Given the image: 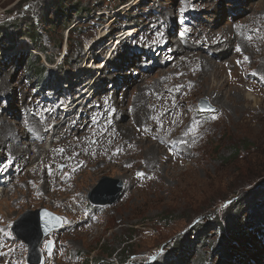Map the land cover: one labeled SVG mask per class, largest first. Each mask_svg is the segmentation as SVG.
<instances>
[{"label":"rangeland","instance_id":"1","mask_svg":"<svg viewBox=\"0 0 264 264\" xmlns=\"http://www.w3.org/2000/svg\"><path fill=\"white\" fill-rule=\"evenodd\" d=\"M54 1L0 0V27L15 23L16 34L34 20L49 58L40 53L48 71L33 82L29 39L0 45V161L11 158L0 164V264H27L11 228L41 208L63 220L41 244L43 264H264V220L251 215L264 216V0H70L91 12L66 19L53 16ZM126 29L111 64L94 71L103 60L92 55ZM227 62L238 75L229 83ZM85 68L95 96L36 159L84 88L63 86L88 84ZM201 99L216 110L202 111ZM103 177L124 185L111 206L88 198ZM244 201L253 206L227 235L226 213ZM201 225L216 234L206 245Z\"/></svg>","mask_w":264,"mask_h":264},{"label":"trees","instance_id":"2","mask_svg":"<svg viewBox=\"0 0 264 264\" xmlns=\"http://www.w3.org/2000/svg\"><path fill=\"white\" fill-rule=\"evenodd\" d=\"M62 1V2H61ZM69 2V4L71 5L70 7H65L66 3ZM52 6V10L55 11V15H53L54 17H58L59 15L63 16L65 19L67 18V14L70 12H73L74 15H79V16H84V15H90L91 10L90 9H84L81 6V3L77 2L76 4L72 3V1L70 0H56L54 1ZM53 19L51 17H49L47 14H41L40 18L38 19V22H40L41 25L45 26L46 24L52 25L53 24ZM65 21V20H64ZM28 22V23H27ZM26 23H24V25L19 28L18 33L15 34V32H13L11 29L14 27H17V25L14 23L12 26H6V27H0V45L4 46V44L6 43H14L16 40H18V38H22V37H26L30 40V42L33 44V46L40 50L46 57V60L48 61V55L47 52L42 50V46H41V36L38 30V26L37 24H35V21L30 19L28 20ZM21 26V25H20ZM70 33L71 31H69V36H68V40L70 41L71 37H70ZM70 45H71V41H70ZM31 56V54H30ZM42 59L40 56H35L34 57V61H33V65H35V67L33 65L29 66L26 74L28 76H30V80H33V82H40L43 78L45 73L48 71L47 67L41 63ZM43 85H39V87H41ZM258 194V192H255L254 196H256ZM264 198V197H263ZM261 197L262 200H260V204L258 206L257 209H260L261 206H264V199ZM261 202H263V204H261ZM261 205V206H260ZM249 207L250 209L252 208L251 206H253V204L250 203V201L248 202H243L242 204H240L237 208H234L233 210L229 211L226 213V223L223 222L226 226L224 227V232L228 235V233H236L237 232V228L240 224V222L243 220L244 218V214H243V209H245L246 207ZM251 215H252V220L255 221L256 223L259 222V220H264V216H261V214L257 213V212H252L251 211ZM240 221V222H239ZM262 222V221H260ZM215 226V225H214ZM217 229L215 231H219L220 233H222V222H217ZM195 232L198 235V239L201 242L200 244L206 245L208 244V240L209 238H211L212 236H215L216 234H209L207 231V225H201L197 228L194 229ZM213 231V230H212ZM184 242L180 241L177 244V249L181 247ZM228 242L223 243L220 246V250L222 251V256H224V261L225 263L230 260V257L227 256L228 251ZM199 264H201L199 262Z\"/></svg>","mask_w":264,"mask_h":264},{"label":"water","instance_id":"3","mask_svg":"<svg viewBox=\"0 0 264 264\" xmlns=\"http://www.w3.org/2000/svg\"><path fill=\"white\" fill-rule=\"evenodd\" d=\"M199 108L206 113L216 110L206 99L199 101ZM107 187L110 193L103 198L102 192ZM123 187L121 180L103 177L90 193L89 201L95 206H111L120 199ZM62 226L63 220L45 208L26 211L14 221L11 228L14 237L28 247L27 264H43L41 244L45 238L61 229ZM47 248L51 250L52 243L47 244Z\"/></svg>","mask_w":264,"mask_h":264},{"label":"bare ground","instance_id":"4","mask_svg":"<svg viewBox=\"0 0 264 264\" xmlns=\"http://www.w3.org/2000/svg\"><path fill=\"white\" fill-rule=\"evenodd\" d=\"M133 34V32L130 30V29H126V30H124V31H122L121 33H119L117 36H116V40L114 41V43L116 42V41H118V40H121L122 39V37H124V36H131ZM100 50H102V49H100ZM100 53V52H99ZM100 64H102V63H99V64H97V66L98 65H100ZM225 64H227V66H225V67H228L229 68V72L226 74L227 75V80H226V82L227 83H229V82H233L236 78H235V75H236V73H237V68L231 63V62H227V63H225ZM230 64V65H229ZM89 67V66H88ZM218 67H220V66H218ZM105 68V67H104ZM95 69V68H94ZM99 69H101V66L100 67H98V68H96V70H99ZM225 70V69H224ZM228 71V70H227ZM222 70L221 71H219V73L217 74V75H222ZM226 73V72H225ZM81 75H86V76H88V77H90V76H92V75H94V72L92 71V70H89L88 68L86 69L85 68V70H83V71H81ZM99 75H101V74H99ZM238 75H236V77H237ZM241 77V76H240ZM95 78V76L94 77H90L86 82L88 83V84H84V85H82V78H80L79 80H78V78H77V80L76 81H70V82H67V85H64L63 87H65V88H67L66 90H69V91H72V90H75V89H77V87L78 86H84V88L82 89V91L79 93V95L78 96H75L74 97V99H76V103H71V104H69V102L68 103H65V106L66 107H64L65 109H63V111L61 112H59L60 113V117H59V119L56 121V124H53V129H52V137H49L47 140H46V142H45V144H44V147L43 148H41V147H38V148H36V151H35V153H36V159H38L39 157H45L48 153H49V150H50V147L52 148L53 146H55V143H56V141H57V138H58V135L60 134V135H62V133H63V130H64V128H65V126L67 125V123H69V122H71L72 120H74V118H76V116H78V115H80L81 113L80 112H78L77 111V109H78V107L80 106V107H82V106H88V104H89V100L90 99H92L94 96H95V88L94 89H91V84H93L94 83V81L96 80V79H94ZM238 78V77H237ZM228 86H230V85H228ZM69 91H63L64 93H69ZM62 93V92H61ZM77 95V94H76ZM62 98H65L64 96L62 97ZM256 103H257V101H256ZM64 105V104H63ZM80 109V108H79ZM173 115H175V117H177V121L179 120V118L181 117V113L179 112V109L177 108V109H175L174 110V114ZM170 117H172V115H170ZM170 117H167L166 119H164V120H167L168 118H170ZM160 124H162V123H160ZM163 126V125H162ZM55 128V129H54ZM164 137V136H163ZM169 138V137H168ZM59 139V138H58ZM167 140V139H166ZM58 142V141H57ZM117 142V141H116ZM133 148V147H132ZM37 149H41V151H39V150H37ZM113 149V148H112ZM172 157V156H171ZM174 159V158H173ZM175 163L177 164V165H180V161L177 159V158H175ZM37 164V163H36ZM34 166H31V173H34L35 171H34ZM37 168V167H36ZM38 169V168H37ZM57 175V173H55V176Z\"/></svg>","mask_w":264,"mask_h":264},{"label":"snow or ice","instance_id":"5","mask_svg":"<svg viewBox=\"0 0 264 264\" xmlns=\"http://www.w3.org/2000/svg\"><path fill=\"white\" fill-rule=\"evenodd\" d=\"M10 159H11L10 157H6V159L4 161H0V164L9 163Z\"/></svg>","mask_w":264,"mask_h":264}]
</instances>
